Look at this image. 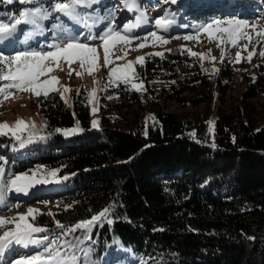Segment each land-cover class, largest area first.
I'll use <instances>...</instances> for the list:
<instances>
[{"label": "trees", "instance_id": "obj_1", "mask_svg": "<svg viewBox=\"0 0 264 264\" xmlns=\"http://www.w3.org/2000/svg\"><path fill=\"white\" fill-rule=\"evenodd\" d=\"M58 2L0 0V21ZM58 15L44 22V41L54 40L58 28L50 25L61 23ZM19 28L16 50L41 44L32 43L38 38L27 32L31 26ZM181 48L159 51L163 58L145 54L136 71L146 91L121 85L98 92V128H92L81 86L80 96L70 94V105L59 93L39 98L36 131L46 139L21 148L0 136V157L8 158L6 179L38 168L57 171L48 184L64 187L61 196L71 207L54 213L66 228L117 203L114 223L94 229L92 240L80 244L92 249L95 264H264V95L258 88L264 71L257 69L253 84L237 91L231 67L205 72L204 62L202 68ZM77 121L83 129L77 134L55 131L73 129ZM36 223L49 228L50 237L62 231L47 214ZM83 236L77 231L68 239ZM29 249L21 256L40 250Z\"/></svg>", "mask_w": 264, "mask_h": 264}, {"label": "snow or ice", "instance_id": "obj_2", "mask_svg": "<svg viewBox=\"0 0 264 264\" xmlns=\"http://www.w3.org/2000/svg\"><path fill=\"white\" fill-rule=\"evenodd\" d=\"M12 3L13 0H6ZM20 3H31V0H19ZM100 0H61V2L51 4L45 7L43 4L34 5L33 8L24 10L15 16L9 22L0 21V106L9 99H15L16 92H27L36 98L43 97L48 99L52 93H59L60 98L70 105L71 93L76 96L81 95V89H72L63 85L56 75L55 71H63L64 65L68 66V76L73 73L77 77H82L84 72L93 75L101 67L108 69L106 82L102 85L95 81L96 87L87 92L88 103L91 106L92 114L95 116L98 111L99 97L98 92L106 91L109 88L120 87L121 85L130 86V90L143 92L144 81L136 71V66L143 67L147 56L155 55L163 58V52L149 53L147 56L140 55L135 60H127L130 51H138L149 46L167 45L170 38H165L163 33L169 32L176 24L175 15L168 13L154 19L155 30L145 33L143 36L137 35L138 30L143 27L146 11H141V0H123L121 9L123 11L136 13L132 21H126L123 25L117 26L115 19L108 25L103 34H92V28L98 25L100 17H97L92 24H88L87 13H82L78 9L92 8ZM158 3L161 0H157ZM178 0H162L163 4H176ZM115 8V6H113ZM158 13L163 12L162 8H157ZM53 13L62 14L71 23L72 27L64 26L63 22L59 25H50L52 28H58L53 32L54 40L45 41L37 48H27L16 50L15 45L19 42L17 33L21 31L20 25H29L37 35L43 36L45 33V21L52 17ZM55 19L60 21V16ZM78 28H87L88 31H77ZM207 34L208 41H215L220 48L219 62H224L227 58L228 50L239 48L235 54V63H251L254 56L258 55L264 58V50L256 52L253 44L264 46V27L259 26V22L249 23L247 19H214L209 23L199 26L196 29V35H184L185 41H200V34ZM171 38L179 39L178 36ZM151 40V45L148 43ZM96 41L98 43H91ZM135 41H141L132 47ZM246 41V43H241ZM226 46V47H225ZM13 49L11 53L8 49ZM251 48V50H249ZM103 53V63H100V50ZM168 51H171L170 49ZM119 53V54H118ZM182 54L195 57L201 62L208 60L215 63L217 58L211 56V49L207 53H197L191 48H181ZM243 53H247L244 55ZM122 61L123 63H117ZM231 62V61H230ZM79 65L80 71L72 66ZM205 72L215 74L218 68L212 67L204 69ZM174 83V82H173ZM107 99L119 98L109 95ZM153 119V124L155 125ZM99 121L93 119L92 128H98ZM36 124L31 120L18 118L14 123L7 121L0 122V136H9L19 142L23 148L25 144H30L36 140H44L46 137L38 135ZM57 133L69 136L83 131L77 121L76 127L69 130L55 129ZM212 132V122L209 127ZM27 133V135H25ZM147 130L144 135L147 136ZM195 136V133H192ZM235 139V138H233ZM213 147H215L213 137ZM57 176V171L38 168L30 173L15 174L6 179V163L0 160V205L6 206L11 210L13 207L19 209L20 204L7 205V193H22L27 195L31 188L36 185L48 184L53 182L50 178ZM66 179V177H65ZM45 205L47 202H44ZM58 206V205H57ZM117 206L114 201L109 206L102 209L99 213L93 214L88 219L76 222L71 226L62 224L56 220V213L48 211L47 215L53 218L55 226L62 231L54 237L47 233L50 231L46 226L36 223L40 215H44L40 209L29 207L25 213H17L11 217L0 216V257L19 246L22 248L38 247L40 250L21 256L10 261V264H95L91 260L92 249H81L80 244L83 240H92V231L98 227H103L105 223L112 225L114 219L112 212ZM71 206H67L70 208ZM163 231L164 229H156ZM77 231L84 233L83 237H76L75 240L68 237ZM43 234V235H41ZM249 239H253L249 237ZM77 250L83 252V257L77 255ZM151 259V258H150ZM143 264H150V260H145Z\"/></svg>", "mask_w": 264, "mask_h": 264}, {"label": "rangeland", "instance_id": "obj_3", "mask_svg": "<svg viewBox=\"0 0 264 264\" xmlns=\"http://www.w3.org/2000/svg\"><path fill=\"white\" fill-rule=\"evenodd\" d=\"M142 9L141 11H146L145 21L143 27H141L137 35L143 36L145 33H149L155 30L154 19L159 16L167 15L168 13H173L177 24L169 31L163 33L165 38H170V42L167 45L159 46H149L138 51H130L127 60H135L137 56L145 55L146 53L153 51L159 52L164 49H170L173 47H183L191 48L197 53H207L211 49V56H215L217 61L215 63H210L208 60L204 61V64L207 69L216 67L219 69L221 65H226L232 68L235 72L236 82L233 86L234 90L241 91L243 88L248 85L253 84V80L256 75L257 69L264 71V58L259 57L258 55L254 56L251 63L241 62L235 63V54L239 51V48H231L228 50L227 58L224 62H219L220 57V48L217 47L215 41L209 42L207 34H200V41L196 40L185 41L183 36L196 35V29L206 23L211 22L214 19H233V18H243L247 19L249 23L259 22L260 27H264V0H178L176 4H163L162 0L160 3L157 0H141ZM123 0H100L98 4L93 5L92 8L78 9L82 13H87L86 17L87 23L92 24L97 17L101 19L98 22L96 27L92 28V34L96 35L97 33L103 34L107 30L108 25L115 19L117 26L123 25L126 21H132L136 13L118 10L122 7ZM115 6V8L113 7ZM111 9L110 15H108V10ZM157 8H162L163 12L158 13ZM107 11L103 14V12ZM64 26L71 28L72 23L63 15L60 18ZM87 32V28H78L77 31ZM27 32L36 33L34 30L28 29ZM38 40H34L32 43H44V39L41 35L35 34ZM173 36L180 37L179 39L171 38ZM40 38V39H39ZM38 41V42H37ZM141 41H135L132 45L133 48L136 47ZM91 43H98L92 41ZM151 45V40L148 42ZM246 43V41L241 42ZM40 44V45H41ZM226 47V46H225ZM256 52L264 50V46L253 44ZM251 50V48L249 49ZM119 54V53H118ZM247 55V53H243ZM231 61V62H230ZM100 63H103V53L102 49L100 50ZM117 63H123L122 61H117ZM77 71H80L79 65L74 64L72 66ZM68 66L64 65L63 71H55L52 73L59 77L63 85L69 86L71 88L84 87L86 92L90 91L96 87L95 81L101 82L102 79L106 82V77L108 76V69L101 67L98 72H95L93 75H89L87 72H84L82 77H77L75 73L71 77L68 76ZM260 95H264V85H259ZM98 95V93H97ZM99 101V100H98ZM90 110V122L92 124L93 119L98 118V111L95 116L92 114L91 106L89 105ZM24 118L25 120H31L34 123L41 120L40 111H39V98L31 96L27 92H16L15 99H9L0 106V122L7 121L9 124L14 123L18 118ZM19 148V146H15ZM16 153H20L18 150ZM22 154V153H20ZM16 156H18L16 154ZM15 156V158H16ZM0 160L5 163L8 162V158L0 157ZM26 171L18 172L15 174H24ZM13 174V175H15ZM12 176V175H11ZM8 178V177H7ZM64 190L63 185L55 182L53 184H41L36 185L31 188L27 195L22 193H7V205L12 206L20 204L19 209L12 208L9 210L8 207L0 205V216L11 217L19 213H25L29 207L38 208L43 213L47 214L48 211L53 213L65 208L69 201L61 196V191ZM44 202H47L45 205ZM58 205V206H57ZM33 249V248H32ZM32 249H25L22 247H15L11 251L6 252L3 257L0 258V264H9L15 258H18L24 253L30 252ZM4 259L5 263H2Z\"/></svg>", "mask_w": 264, "mask_h": 264}]
</instances>
